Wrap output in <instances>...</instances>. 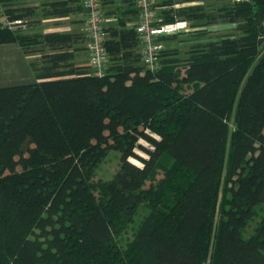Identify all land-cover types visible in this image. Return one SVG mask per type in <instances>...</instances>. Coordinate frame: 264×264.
<instances>
[{
  "label": "trees",
  "instance_id": "1",
  "mask_svg": "<svg viewBox=\"0 0 264 264\" xmlns=\"http://www.w3.org/2000/svg\"><path fill=\"white\" fill-rule=\"evenodd\" d=\"M15 2L0 0V44L31 54L36 80L0 84V264H264V0H153L159 23L242 30L163 47L156 70L122 14L106 26L103 75L76 62L86 31L32 28L85 12L82 0ZM110 149L119 166L97 180Z\"/></svg>",
  "mask_w": 264,
  "mask_h": 264
},
{
  "label": "rangeland",
  "instance_id": "2",
  "mask_svg": "<svg viewBox=\"0 0 264 264\" xmlns=\"http://www.w3.org/2000/svg\"><path fill=\"white\" fill-rule=\"evenodd\" d=\"M155 2H160L163 0H154ZM180 1V4H201L205 10H213L218 8L220 5L227 3L230 0H177ZM179 3V2H178ZM158 9V8H157ZM70 20L68 18L63 17H55L53 20H48L42 23L41 28H50V27H60L67 28L70 25ZM188 22V21H187ZM196 28L194 26H190L188 22V27L185 31L180 32L175 41L162 40L163 47H178L182 54H185L191 45L192 42L195 41H207L209 39H216L225 34H234L240 35L242 30L235 23H227V22H213L207 26V34L198 36ZM19 47V48H16ZM6 55H3L2 53ZM37 55H33L35 57ZM32 55L27 54L22 51L21 47L18 43H5L0 44V84L8 85V84H18L23 82H31L35 81V75L30 65ZM38 57V56H37ZM36 57V58H37ZM90 65V63H89ZM184 72V69H183ZM193 83L189 85L188 90L193 86ZM141 143L150 146L151 145L141 139ZM139 153L146 155L142 150H138ZM134 162L138 164H142L139 160L132 157ZM120 162V152L116 149H110L106 157L103 159L101 164L97 169V174L95 175V179H109L113 176L115 170L119 166ZM164 176L162 171L159 172L157 178L160 179ZM150 181H147L149 184ZM222 196V195H221ZM148 212V208L141 207L138 210L134 220L130 225H128L127 229L121 234V240L123 244H126L132 237L135 227L137 226L139 220L143 218V216ZM256 217L250 220L247 229L245 231L246 235L250 234L257 223Z\"/></svg>",
  "mask_w": 264,
  "mask_h": 264
},
{
  "label": "built area",
  "instance_id": "3",
  "mask_svg": "<svg viewBox=\"0 0 264 264\" xmlns=\"http://www.w3.org/2000/svg\"><path fill=\"white\" fill-rule=\"evenodd\" d=\"M85 9V31L87 33V49L89 53V63L92 71L97 75L105 73L109 61L108 51L105 41L107 39L106 17L102 11V0H82ZM138 7V17L134 24L141 36L143 61L147 68L156 70L159 67V55L163 49L160 36L163 34L176 33L185 30L188 22L177 19L174 22H157L156 9L153 0H136ZM13 25L21 23L22 19H4Z\"/></svg>",
  "mask_w": 264,
  "mask_h": 264
},
{
  "label": "crops",
  "instance_id": "4",
  "mask_svg": "<svg viewBox=\"0 0 264 264\" xmlns=\"http://www.w3.org/2000/svg\"><path fill=\"white\" fill-rule=\"evenodd\" d=\"M45 0H17L13 4L16 6H28V5H40ZM135 0H102V11L104 16L106 17V26L116 25L118 23L119 17L122 14L128 19L126 26L133 27L136 22V17H133L130 11L131 2ZM159 9L160 6H156ZM133 17V18H130ZM63 18H68L71 22L67 28L60 27H50V28H41L42 23L48 20H53L55 17L48 16L41 18L40 22L33 26L32 28L35 31H48V30H62V31H84L85 32V12H75L68 16H63ZM87 39L84 42L78 44V48L76 50V62L78 64H87L89 65V53L87 49ZM14 44V43H13ZM20 46V45H19ZM21 47V46H20ZM19 48V47H16ZM22 49V48H21ZM23 51V50H22ZM3 55H6L4 52Z\"/></svg>",
  "mask_w": 264,
  "mask_h": 264
}]
</instances>
